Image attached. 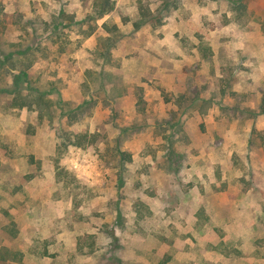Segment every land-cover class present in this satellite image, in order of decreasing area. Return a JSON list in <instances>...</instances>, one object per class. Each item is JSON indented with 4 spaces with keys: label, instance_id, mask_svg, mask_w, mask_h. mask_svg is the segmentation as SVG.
Masks as SVG:
<instances>
[{
    "label": "rangeland",
    "instance_id": "374dc122",
    "mask_svg": "<svg viewBox=\"0 0 264 264\" xmlns=\"http://www.w3.org/2000/svg\"><path fill=\"white\" fill-rule=\"evenodd\" d=\"M112 1L0 0V264H264V0Z\"/></svg>",
    "mask_w": 264,
    "mask_h": 264
},
{
    "label": "trees",
    "instance_id": "16d2710c",
    "mask_svg": "<svg viewBox=\"0 0 264 264\" xmlns=\"http://www.w3.org/2000/svg\"><path fill=\"white\" fill-rule=\"evenodd\" d=\"M114 7V2L112 0H100V8L98 9L97 14L101 17L105 15L109 10L113 9ZM18 82L16 84L15 89H17ZM4 91L3 88H0V94ZM19 99H22L23 101L21 102L22 105L26 104V99L22 96L20 92H16V101H19Z\"/></svg>",
    "mask_w": 264,
    "mask_h": 264
}]
</instances>
